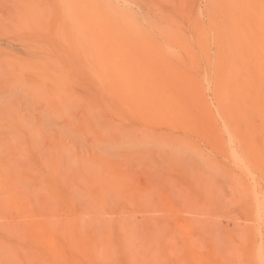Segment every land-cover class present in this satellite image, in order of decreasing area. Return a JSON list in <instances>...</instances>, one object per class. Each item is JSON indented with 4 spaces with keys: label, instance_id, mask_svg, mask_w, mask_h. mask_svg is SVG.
I'll return each instance as SVG.
<instances>
[{
    "label": "bare ground",
    "instance_id": "obj_1",
    "mask_svg": "<svg viewBox=\"0 0 264 264\" xmlns=\"http://www.w3.org/2000/svg\"><path fill=\"white\" fill-rule=\"evenodd\" d=\"M44 1L17 17L47 35L43 84L30 87L43 116L32 122L15 102L0 111V233L18 242L0 241V264H167L147 237L164 224L113 211L151 214L163 202L156 183L138 182L150 145L171 146L162 153L190 180L172 198L191 253L168 264H264V0H205L196 13L198 0H147L155 18L127 0ZM214 199L238 203L254 224L222 230ZM14 211L35 222H13Z\"/></svg>",
    "mask_w": 264,
    "mask_h": 264
},
{
    "label": "rangeland",
    "instance_id": "obj_2",
    "mask_svg": "<svg viewBox=\"0 0 264 264\" xmlns=\"http://www.w3.org/2000/svg\"><path fill=\"white\" fill-rule=\"evenodd\" d=\"M131 4L133 11L151 18L156 17L153 11L147 4V0H127ZM178 1V0H177ZM35 2L45 4L44 0H0V111L3 110L5 104L15 102L32 122L39 121L42 114V104L36 100L33 92L30 90L32 85L43 84L35 72L37 63L45 56V48L47 35L45 32L39 31L33 24L21 25L18 20V15L29 16L35 6ZM205 0H198L197 3L189 8L194 9L196 13L199 10H204ZM165 11L172 12L174 7L171 4L164 6ZM83 85L77 86L75 89L79 94H87ZM211 93H208V96ZM209 96V97H210ZM1 119V116H0ZM63 122L60 121V124ZM139 126L137 122L134 123ZM157 133L169 132L165 129H157ZM170 133V132H169ZM173 135L181 136L180 132H171ZM188 138V137H187ZM189 139V138H188ZM149 160L142 161L141 173L138 177V182L141 186L149 184H157L159 195L163 202L158 198L155 200L153 210L154 213L144 214L140 211L138 206L120 204L115 206L114 212L118 213L121 209H126L133 212V216L137 220H143L144 217L154 224L165 226L161 228H150L147 233L149 243L155 250H157L163 262L171 263L174 259H181L191 253V248L185 243L186 233L178 224L188 219L185 213L182 212V205L178 200L172 198L175 194L176 188L180 185L188 188L190 180L183 176V170L179 166H175L168 160L171 146L166 145H150ZM161 150V151H160ZM197 150L203 158L209 162H215L221 168L227 169L236 176L241 177L245 182L248 180L241 175V172L236 168L230 158L222 156L213 152L210 147L199 144ZM165 152V153H162ZM198 158H201L198 157ZM136 163H134V166ZM249 182V181H248ZM217 186H220L224 192V198L231 199V193L227 184L221 178L215 181ZM260 187L264 188V182L260 183ZM167 196L171 200H166ZM214 207L215 220L217 225L224 231H234L238 221L251 227L254 223L248 222V211L238 203L228 202L223 204L221 200L214 199L211 201ZM72 214L79 213V207L70 209ZM13 222H35L27 215H20L17 212H12L10 215ZM117 217V214H114ZM260 232L264 233V223L256 225ZM0 241L8 245H17V240L6 234L0 233ZM260 242V241H259ZM250 242H244V247H249ZM36 249L39 247L34 246ZM214 260L211 256L208 257L209 264ZM105 263L106 260L103 259Z\"/></svg>",
    "mask_w": 264,
    "mask_h": 264
}]
</instances>
